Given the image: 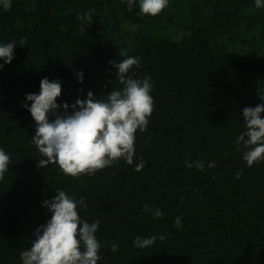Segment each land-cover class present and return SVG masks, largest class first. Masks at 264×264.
<instances>
[{
  "label": "trees",
  "instance_id": "obj_1",
  "mask_svg": "<svg viewBox=\"0 0 264 264\" xmlns=\"http://www.w3.org/2000/svg\"><path fill=\"white\" fill-rule=\"evenodd\" d=\"M89 13L91 22L81 19ZM176 20L182 36H162ZM248 31L256 51L264 50V7L253 0H169L156 16L139 14L138 5L129 10L126 0H12L0 8V42H18L0 69V148L10 155L0 180V264H21L20 251L51 215L42 201L58 187L85 198L83 219L100 220L98 264H264V161L246 166L234 143L244 130L242 109L260 102L264 55L220 49L223 38L237 36L245 49ZM121 51L140 57L135 75H150L154 85L148 127L135 140L145 167L135 171L134 157L133 165L120 160L76 178L54 165L38 168L24 94L48 77L61 81L58 101L71 104L88 90L104 98L122 87L109 64L124 58ZM197 158L216 166H185ZM146 203L163 218L154 220ZM177 216L182 229L174 227ZM160 233L164 240L133 246L138 235Z\"/></svg>",
  "mask_w": 264,
  "mask_h": 264
},
{
  "label": "clouds",
  "instance_id": "obj_2",
  "mask_svg": "<svg viewBox=\"0 0 264 264\" xmlns=\"http://www.w3.org/2000/svg\"><path fill=\"white\" fill-rule=\"evenodd\" d=\"M253 2L257 8L264 7V0ZM11 3L12 0H0V8L7 10ZM126 3L129 10L138 5L139 14L156 16L169 0H126ZM81 19L91 22V14H85ZM17 44L16 40L0 42V69L13 60ZM19 44L24 45L23 40ZM120 55L124 58L110 60L109 64L115 68V79L122 87L113 88L104 98H97L88 90L83 99L77 97L71 104L58 101L61 81L48 77L40 80L38 92L24 94L21 106L35 122L30 143L41 157L37 160L38 168L54 165L65 176L76 178L83 174L94 175L120 160L133 165L134 157L138 160L134 164L135 171L145 167L146 161L136 156L135 140L137 130L143 133L148 127V118L154 109L151 95L154 85L150 75L142 78L135 75L134 66L140 67L139 56L123 51ZM76 76L78 83H82L83 71L77 70ZM257 93L260 102L242 109L244 130L234 141L248 167L264 161V115H261L264 113V87ZM9 163L10 155L0 148V180L8 171ZM185 166L203 171L205 166L215 167L216 161L197 158L185 160ZM240 175V171L235 173L237 179ZM42 206L51 215L34 229L30 246L20 251L21 264H98L102 245L96 232L101 222L99 219L88 222L81 217L80 210L87 208L85 198L76 199L63 187H58L54 196L42 201ZM143 210L150 212L154 220L164 215L160 208L153 209L147 203ZM173 223L177 229L183 228L180 216ZM165 238L164 233L147 237L138 235L132 243L134 247L147 248L157 239ZM118 247L117 242H111V251H117Z\"/></svg>",
  "mask_w": 264,
  "mask_h": 264
},
{
  "label": "rangeland",
  "instance_id": "obj_3",
  "mask_svg": "<svg viewBox=\"0 0 264 264\" xmlns=\"http://www.w3.org/2000/svg\"><path fill=\"white\" fill-rule=\"evenodd\" d=\"M162 25L165 23V20L162 19L161 21ZM177 20L174 24L171 25H165L163 27L164 30H161L162 32V36L167 37V38H173V39H179L182 36V31L176 29L178 27V25L176 24ZM172 25H175V27H173ZM135 27V26H134ZM179 28V27H178ZM249 34L247 35V39H248V47H244L242 46L241 43V39L242 36H237L235 41H231V40H227L226 38H223V42H221V51H225V52H233L234 55L236 57H238L239 55H249V56H261L264 55V50H258L256 51L255 47H256V42L252 37V31H248Z\"/></svg>",
  "mask_w": 264,
  "mask_h": 264
}]
</instances>
